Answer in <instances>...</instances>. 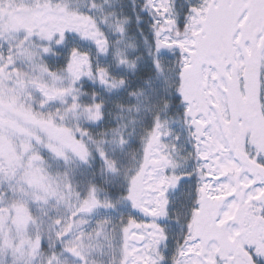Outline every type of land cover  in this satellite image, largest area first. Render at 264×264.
Segmentation results:
<instances>
[{
    "label": "snow or ice",
    "instance_id": "1",
    "mask_svg": "<svg viewBox=\"0 0 264 264\" xmlns=\"http://www.w3.org/2000/svg\"><path fill=\"white\" fill-rule=\"evenodd\" d=\"M0 264H264V0H0Z\"/></svg>",
    "mask_w": 264,
    "mask_h": 264
}]
</instances>
